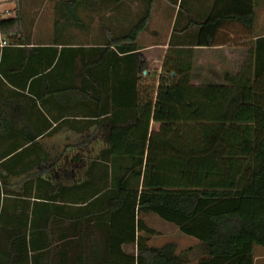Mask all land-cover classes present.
Masks as SVG:
<instances>
[{
	"label": "trees",
	"instance_id": "trees-1",
	"mask_svg": "<svg viewBox=\"0 0 264 264\" xmlns=\"http://www.w3.org/2000/svg\"><path fill=\"white\" fill-rule=\"evenodd\" d=\"M12 1L15 15L0 18V38L10 39L9 46L13 37L16 45L30 44L32 34L23 32L28 27L24 2ZM138 1V15L125 30L114 31L100 21L97 38L79 42L67 31L85 28L78 13L85 0H53L51 42L21 49V56L17 55L37 63L16 67L18 86L25 88L28 78L52 75L53 92L68 93L63 105L68 106L69 121L80 117L86 130L97 125L106 134L105 145L89 161L82 181L62 184L54 176L45 177L44 168L16 181L23 189L16 190L15 197L8 177L0 174V264H204L177 254L173 241L151 245L156 232L145 222L150 213L198 239L213 259L227 264H253L254 246L264 248V30L249 41L253 48L250 84L159 83L152 115L159 125L150 132L147 144L155 154L199 159L219 148V127L248 126L250 187L168 188L156 182L140 187L143 156L113 154L111 135L114 128L138 124L137 85L148 68L137 40L148 31L158 0ZM171 3V10L177 6L178 16L188 15L190 23L181 32L197 28V44L213 46L232 43L217 34L224 23L253 28L260 0H253L248 12L211 14L204 19L188 14L185 0ZM184 36L191 38L188 32ZM24 71L26 77L20 82L17 77ZM32 84L28 88L33 91ZM94 136L93 131L84 134L86 149ZM33 188L35 192H29ZM77 202L80 205H71Z\"/></svg>",
	"mask_w": 264,
	"mask_h": 264
},
{
	"label": "crops",
	"instance_id": "crops-1",
	"mask_svg": "<svg viewBox=\"0 0 264 264\" xmlns=\"http://www.w3.org/2000/svg\"><path fill=\"white\" fill-rule=\"evenodd\" d=\"M165 1H157V5L155 4L152 11L148 31L141 33L137 40L141 47L139 53L149 72H145L140 77L137 85L138 124L133 127L114 128L111 134L113 154L143 156L140 187L146 186L147 182H156L157 185L163 187L179 188L181 181H184L186 176L188 178L191 176L205 178L207 167L210 162L212 163L213 156L218 151L216 149L207 157L191 160H182L174 156L148 151L149 134L159 125L152 120L158 84L166 80L187 85L250 84L253 80V48L249 41L254 40L256 35L261 33L260 30L256 31L255 25L248 29L241 24L224 23L218 29L217 34H220V37L225 35L223 38L231 40L232 43L213 46L200 45L196 42L197 28L194 30L189 28L185 32L191 35L190 39H186L185 33L181 32L182 28L190 23L188 15L178 16L177 6L171 10ZM219 1L223 2V0H185V6L188 7V14L191 17L204 19L213 14L214 4ZM24 7L22 5L23 9ZM14 8L15 4L12 0H0V18L14 16ZM5 10H8L9 13H4ZM226 14L221 13L218 16ZM156 19L161 21V23L158 22L159 29L153 28ZM239 27L247 29L249 33L242 32L245 34L243 38L235 40V36L240 30ZM159 30L164 33L163 39L158 37L159 39L153 42L144 43L142 41L143 34H150L153 37L159 33ZM35 31L33 26L23 30V32L32 34L30 44L16 45V37H13L14 43L9 46L10 39L3 37L7 44L0 45V174L8 177L10 189L15 197L16 190L22 191L23 189L21 184L16 186V181L36 175L45 169L47 170V173L43 174L45 177L54 176L52 179L62 184L84 180L89 161L105 145L106 132L102 130V127L98 128L97 125H92L86 130L84 123L79 120L80 117L69 121L68 106L63 105V100L66 104L68 93L53 92L52 75L39 80L28 78L25 88L16 84V67L26 65L28 68V66L37 64L35 60L17 56H21V49L31 48L36 44L47 45L51 42L53 27L48 34H45L43 40L34 39ZM172 35L175 36L173 42H170ZM22 52L26 53L27 50ZM6 74L9 75V78ZM26 74L27 71H24L19 75L18 81L23 80ZM30 82L33 83V91L28 88ZM140 87L142 88L140 89ZM53 128L55 130H52ZM40 131L44 132L38 135ZM86 131L95 132L87 149L82 141ZM31 137H35L33 142L29 140ZM251 167L250 158L249 165L245 167L248 177L246 186L214 188L241 189L250 187ZM182 168L188 169L185 171ZM182 173L185 175H181ZM227 176L225 172H220L218 177L225 178ZM53 180L51 181L53 182ZM197 183H202V181H197ZM193 185L196 183L186 187H198ZM29 192H35V189H31ZM34 199L31 198V200ZM71 205L78 206L80 203ZM187 240L190 242L188 245H180L177 239L166 242H175L176 253L191 263L204 261V264H227L218 258L213 259L214 256L211 255L207 246L198 239L192 237ZM253 254V264H264L263 247L254 246Z\"/></svg>",
	"mask_w": 264,
	"mask_h": 264
},
{
	"label": "rangeland",
	"instance_id": "rangeland-1",
	"mask_svg": "<svg viewBox=\"0 0 264 264\" xmlns=\"http://www.w3.org/2000/svg\"><path fill=\"white\" fill-rule=\"evenodd\" d=\"M173 0L165 1L169 6H174L171 3ZM175 1V0H174ZM253 0H228L217 2L214 4V15L221 13H242L252 9L251 2ZM24 11L27 14V26H33L36 29V34L33 35L35 40H43L45 34H48L53 27L55 12L53 0H23ZM171 3V4H170ZM157 5V2H156ZM183 5H186L183 3ZM141 3L138 0H127L125 3L118 4L114 0H85L83 7L78 9L80 17L85 23L83 29H68V33L79 42H89L95 40L99 34V22L109 24L114 31L122 32L128 24L133 22L138 15ZM183 9V8H181ZM257 19L255 24L256 31L264 30V0H260V5L256 8ZM157 15V14H156ZM159 19L154 21L153 28L159 29ZM240 28V27H239ZM249 33L247 29L240 28L235 40L243 38L244 33ZM48 36V35H47ZM164 33L159 30V33L152 37L150 34H143L144 43L153 42L156 39H163ZM159 37V38H158ZM248 44V43H246ZM142 87H140L141 89ZM139 89V90H140ZM141 96V93H140ZM140 98V97H139ZM240 125V124H239ZM157 128V127H156ZM216 135L221 136L222 142L219 144L217 153L213 156V161L207 167L205 178L193 177L183 179L181 187L190 186L196 183L198 187H231L236 188L248 184V177L245 167L249 165L250 146L252 133L248 126H227L219 127ZM223 137V138H222ZM246 141V142H245ZM246 143V144H245ZM99 147V146H96ZM92 154V153H91ZM93 155V154H92ZM185 171L188 168H182ZM222 170V171H221ZM220 172L226 173L225 178L218 177ZM181 175H185L182 173ZM202 181V183H197ZM189 184V185H188ZM146 224L153 228L156 232L150 238L149 243L153 246H160L167 240L177 239L180 245H188L190 242L187 238L192 237L185 235L177 226L167 222L156 214L150 213L145 216ZM192 242V241H191ZM129 250V248H127Z\"/></svg>",
	"mask_w": 264,
	"mask_h": 264
},
{
	"label": "built area",
	"instance_id": "built-area-1",
	"mask_svg": "<svg viewBox=\"0 0 264 264\" xmlns=\"http://www.w3.org/2000/svg\"><path fill=\"white\" fill-rule=\"evenodd\" d=\"M4 13L7 14V13H9V11L8 10H5ZM5 44H7V41L3 37H1L0 38V45H5Z\"/></svg>",
	"mask_w": 264,
	"mask_h": 264
}]
</instances>
